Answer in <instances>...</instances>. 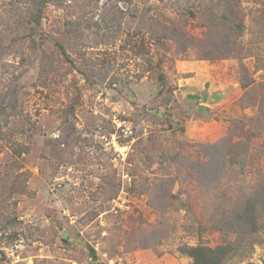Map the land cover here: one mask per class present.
I'll use <instances>...</instances> for the list:
<instances>
[{
  "label": "rangeland",
  "instance_id": "1",
  "mask_svg": "<svg viewBox=\"0 0 264 264\" xmlns=\"http://www.w3.org/2000/svg\"><path fill=\"white\" fill-rule=\"evenodd\" d=\"M240 1L247 47L241 56L197 59L193 50L178 56L173 43L159 45L143 29L133 36L140 14L178 19L177 3L187 0L74 2L93 21L102 4L124 10L117 39L81 23V40L73 42L64 29L66 9L53 4L45 6L33 41L4 33L0 131L15 144L0 139V185L10 184L6 174L21 173L25 192L0 203V264H188L179 245L221 242L210 225L214 209L264 179V0ZM12 2L0 0V10ZM201 14L187 22L196 38L205 31ZM39 48L46 50L47 76L39 72ZM147 55L153 65L163 59L170 91L159 90ZM85 62L106 70L105 78L85 80L78 72ZM224 137L222 171L202 174L207 155L223 159L209 145ZM227 264H264V246Z\"/></svg>",
  "mask_w": 264,
  "mask_h": 264
},
{
  "label": "trees",
  "instance_id": "2",
  "mask_svg": "<svg viewBox=\"0 0 264 264\" xmlns=\"http://www.w3.org/2000/svg\"><path fill=\"white\" fill-rule=\"evenodd\" d=\"M67 1L68 4H67ZM76 0H14L8 6L2 7L0 10V39L8 30L11 34L23 38V40L29 42L33 41L34 34H38L37 27L41 23L44 8L48 4H53L56 7L66 9L68 17L64 22V29L66 36L72 38L73 42H77L80 37L79 28L81 23L89 26L95 25L99 30L104 29L101 34L103 37H111L113 39L121 38L123 33V23L125 11L122 10L116 4H102L101 10L98 14V20L93 21L91 17H82L83 13H77V9L74 6ZM198 5H201L200 9H195V5L188 3H177L180 16L178 19L163 21L160 18L155 17L150 13L140 14L138 23L134 28L133 36L138 34V29H143L145 34L157 41V44L164 45L167 42H171L174 45L173 52L175 55H184L193 50V54L197 59H215L217 57H228L231 55L241 56L243 49L245 48L241 44V36L245 29L244 15L242 12L240 0H196ZM255 1V0H254ZM98 0H96V7ZM86 4V3H84ZM6 7V8H5ZM83 7V5L81 6ZM201 11L202 26L205 31L202 38H196L189 30L187 26L188 19L197 17V14ZM71 11L77 14L78 18L73 19L70 14ZM87 12V11H86ZM7 19V20H6ZM6 23L3 25V23ZM8 26V27H7ZM7 27V28H6ZM29 37L31 39H29ZM27 38V40H26ZM112 39V40H113ZM55 51L57 49L64 60L70 64L73 61L67 55L65 46L60 42L53 39ZM73 44V43H72ZM28 47L34 50L31 44ZM38 48V47H37ZM37 50V49H36ZM41 52L40 56V74L44 76L49 75L50 65L44 58L46 50L39 48ZM136 53H141L142 49L135 50ZM148 53V52H147ZM165 56V54H161ZM222 57V58H223ZM151 66L153 65V57H145ZM163 59L160 57L158 61L153 65L156 68V77L159 81L161 91H170L169 83L165 78L160 63ZM85 62L78 67V72L81 73L85 80L96 79L97 82L105 78L107 71L103 72L98 69L95 63ZM138 74V77H141ZM116 81V78H111V82ZM1 105V104H0ZM6 109V107H4ZM3 111V109H2ZM0 139L7 140L15 144L8 134L1 133ZM224 137L217 143L210 144V148L217 147V152L223 155V159H219L215 156L207 155V159L200 163V172L206 174L209 177L217 176L222 171L224 164V155L227 153L226 146L227 141ZM242 149L238 156H242L241 162L245 160L247 155L246 144H241ZM11 150L16 155L20 153L16 147L11 146ZM214 151V149H213ZM216 152L214 151V154ZM210 154V153H208ZM220 161V163L218 162ZM244 168V164L241 165ZM21 173L6 174L10 177V184L1 182L0 185V203H4V197L11 196L14 193H24L25 185H20L18 177ZM4 178V173L1 174L0 179ZM212 183V182H209ZM9 184V186L7 185ZM7 185V186H6ZM4 186L5 189L4 190ZM243 189L238 190V194L235 197L229 198L226 204H219L211 215L210 225L213 229L219 231L222 235L220 243L214 246H209L203 243H195L194 245H188L183 243L177 247V250L181 255L189 259L188 264H227L230 259L237 256L240 260L248 258L252 253L255 245L264 246V179L259 182H253ZM4 191H8L9 195L4 196ZM220 194H224L220 191ZM4 217V212L0 213V218ZM89 252L94 255V251L89 247Z\"/></svg>",
  "mask_w": 264,
  "mask_h": 264
}]
</instances>
